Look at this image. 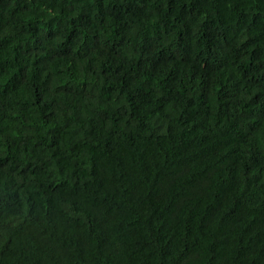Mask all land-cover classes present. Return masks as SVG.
Instances as JSON below:
<instances>
[{
  "label": "trees",
  "instance_id": "obj_1",
  "mask_svg": "<svg viewBox=\"0 0 264 264\" xmlns=\"http://www.w3.org/2000/svg\"><path fill=\"white\" fill-rule=\"evenodd\" d=\"M0 264H264V0H0Z\"/></svg>",
  "mask_w": 264,
  "mask_h": 264
}]
</instances>
